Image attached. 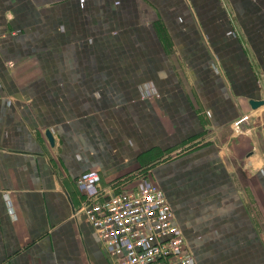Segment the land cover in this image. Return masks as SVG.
<instances>
[{
	"label": "crops",
	"instance_id": "0c3cea01",
	"mask_svg": "<svg viewBox=\"0 0 264 264\" xmlns=\"http://www.w3.org/2000/svg\"><path fill=\"white\" fill-rule=\"evenodd\" d=\"M187 1L194 17L185 0H0V264H112L78 211L85 173L100 192L158 184L195 264H264L233 178L242 157L264 197V122L247 116L255 142L239 127L180 148L201 129L204 56L216 117L239 116L194 18L238 109L264 121V0Z\"/></svg>",
	"mask_w": 264,
	"mask_h": 264
},
{
	"label": "built area",
	"instance_id": "2783aa9c",
	"mask_svg": "<svg viewBox=\"0 0 264 264\" xmlns=\"http://www.w3.org/2000/svg\"><path fill=\"white\" fill-rule=\"evenodd\" d=\"M98 176L85 173L76 185L86 198L78 211L93 227L112 264H195L164 190L142 179L129 190L100 192Z\"/></svg>",
	"mask_w": 264,
	"mask_h": 264
},
{
	"label": "rangeland",
	"instance_id": "374dc122",
	"mask_svg": "<svg viewBox=\"0 0 264 264\" xmlns=\"http://www.w3.org/2000/svg\"><path fill=\"white\" fill-rule=\"evenodd\" d=\"M234 33H236V31ZM203 65L206 67L205 70L202 67L203 70L196 71L194 81L195 84L199 85H197V87L198 90H201L200 94L202 95L203 100V102H199L197 99L195 100V113L197 114V117L199 116L202 119L201 120L198 117L201 120V129L199 133L192 135V137L186 141L184 144L185 146H181L180 148H188L200 143H205L206 141L210 140L211 136H214L215 140H217L220 144L227 142L229 135L232 134L236 129L237 117L235 115L227 118L228 120L216 117L217 113L214 108L215 100L213 97H216V94L218 93L219 95L224 94V90L220 79L218 78L213 62L208 57L204 56ZM205 95H209L210 99ZM250 95L251 93L247 92V95L245 96L248 97ZM246 115L252 120L253 123H255L256 130H260L263 126L262 122L264 121L262 119L260 120L256 111L248 108ZM216 123H218V125H216ZM220 123H222V127ZM241 161L242 157L233 163L235 166V172L233 174L235 185L237 186L238 190L244 194V197L246 194L249 195V209L251 213L255 215L258 227L264 228V197L262 190L259 188H253V185L250 186V181L252 182L255 180L254 174H245V172L240 168ZM257 169H261V167H258Z\"/></svg>",
	"mask_w": 264,
	"mask_h": 264
},
{
	"label": "water",
	"instance_id": "95a60500",
	"mask_svg": "<svg viewBox=\"0 0 264 264\" xmlns=\"http://www.w3.org/2000/svg\"><path fill=\"white\" fill-rule=\"evenodd\" d=\"M185 2H186V4L188 5V7H189V9H190V11H191V13H192V15H193V17H194V14H193V11H192V8H191L189 2H188L187 0H185ZM194 20H195L196 26H197V28H198V30H199V33H200V35H201V37H202V40H203V42H204V44H205L207 50L209 51L210 55L212 56V58H213V60H214V62H215V64H216V66H217V69H218V71H219V73H220V75H221V77H222V79H223V81H224V83H225V85H226V87H227V90H228L229 96H230L232 102L235 104V106H236V108H237V110H238V114H239L238 119H237L238 127H240V128H241L242 130H244V131H248V132L250 133L252 139H253L254 142H255V138H254L252 132H250V123H249V120H248V118H247V115L243 114V113L238 109V106H237V104H236V100H235V98H234L233 93L231 92V89L229 88V86H228V84H227V82H226V79H225V77H224V74H223V72H222V70H221V68H220V66H219V64H218V62H217L215 56L213 55V53H212V51H211L209 45L207 44L206 39H205V37H204V35H203V33H202V31H201L199 25L197 24V21H196L195 18H194ZM263 103H264V99H262V98H260V99H250V104H251L252 108H255V107L259 106V105H262ZM263 133H264V130H263ZM45 134H46V136H47L49 142H50V143H53V138H52V134H51V132H50L49 130H46ZM252 153H253V150H250L247 154L249 155V154H252Z\"/></svg>",
	"mask_w": 264,
	"mask_h": 264
},
{
	"label": "bare ground",
	"instance_id": "6f19581e",
	"mask_svg": "<svg viewBox=\"0 0 264 264\" xmlns=\"http://www.w3.org/2000/svg\"><path fill=\"white\" fill-rule=\"evenodd\" d=\"M236 128L240 129V128L238 127V124H236Z\"/></svg>",
	"mask_w": 264,
	"mask_h": 264
}]
</instances>
